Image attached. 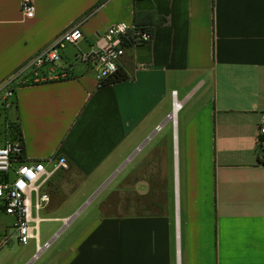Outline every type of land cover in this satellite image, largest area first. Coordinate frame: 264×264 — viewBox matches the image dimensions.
<instances>
[{
  "label": "crops",
  "instance_id": "crops-1",
  "mask_svg": "<svg viewBox=\"0 0 264 264\" xmlns=\"http://www.w3.org/2000/svg\"><path fill=\"white\" fill-rule=\"evenodd\" d=\"M32 1L27 19L22 0H0V83L65 31L83 35L12 96L25 158L50 173L39 217L58 237L79 214L62 164L114 173L112 216L42 264H264V0ZM120 23L153 39L120 59L126 80L102 87L76 55Z\"/></svg>",
  "mask_w": 264,
  "mask_h": 264
},
{
  "label": "built area",
  "instance_id": "built-area-1",
  "mask_svg": "<svg viewBox=\"0 0 264 264\" xmlns=\"http://www.w3.org/2000/svg\"><path fill=\"white\" fill-rule=\"evenodd\" d=\"M22 13L31 19L35 14L32 0H22ZM79 26L65 31L55 42L38 53L18 72H30L34 81L46 79L43 73L47 65L57 64L61 60L67 46L75 45L82 40ZM153 34L146 30L124 23L107 28L98 38L90 52L76 55V61L91 64L95 69V77L100 86L118 71V63L127 49L150 43ZM52 68V67H51ZM17 72V73H18ZM61 74H66L62 72ZM176 92H173L175 95ZM8 96L12 97L13 92ZM175 108L180 107L174 104ZM257 143L260 154L264 157V119L259 126ZM64 165V164H62ZM50 173L42 161H28L24 154V142L21 138H9L0 147V216H13L15 238L21 245L35 241V253L27 264L35 262L43 253L49 250L57 235L42 243L39 237V224L45 219L39 217L42 203L48 201L46 195H41L40 186ZM69 220L65 221L67 224ZM11 238V237H10ZM9 238L0 240V248L8 244Z\"/></svg>",
  "mask_w": 264,
  "mask_h": 264
},
{
  "label": "rangeland",
  "instance_id": "rangeland-1",
  "mask_svg": "<svg viewBox=\"0 0 264 264\" xmlns=\"http://www.w3.org/2000/svg\"><path fill=\"white\" fill-rule=\"evenodd\" d=\"M65 50L66 54L74 53V47L67 46ZM46 67L51 68L53 65H47ZM30 76H32L30 72H18L13 80L0 83V147L14 134L15 103L8 94L13 92L17 86L22 85ZM32 81H34L33 78L29 82ZM61 167L65 170L61 174L64 179L63 197L73 193L77 200L75 204L78 208L76 213L79 212V214L71 222L70 226L58 235L51 248L32 264H42L54 253L59 245L68 244L75 236V230L80 228L87 229L95 221L113 214L114 173L111 168L99 176L88 178L78 174L70 165H62ZM170 206L172 208V203H170ZM43 216V214L40 215L41 218H44ZM14 220L13 216H0V240L4 237L10 239L8 244L0 248V264H26L35 253V241L31 240L25 246L18 243L13 227ZM59 227L60 223L46 221L40 223V241L44 243L51 239L59 231Z\"/></svg>",
  "mask_w": 264,
  "mask_h": 264
},
{
  "label": "trees",
  "instance_id": "trees-1",
  "mask_svg": "<svg viewBox=\"0 0 264 264\" xmlns=\"http://www.w3.org/2000/svg\"><path fill=\"white\" fill-rule=\"evenodd\" d=\"M128 77L125 73L121 72V71H117L114 75H112L111 77H109L108 79H106L103 84L102 87L108 86V85H112L118 82H122L124 80H126ZM14 94V91H13ZM13 132L14 134L11 135V138L13 139H22V134L20 129L18 128V126L14 123L13 124ZM23 141V139H22ZM260 162L264 165V157L261 156L260 158Z\"/></svg>",
  "mask_w": 264,
  "mask_h": 264
}]
</instances>
